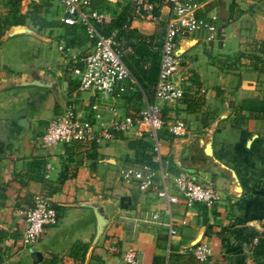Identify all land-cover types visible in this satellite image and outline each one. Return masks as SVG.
<instances>
[{"label": "crops", "instance_id": "1", "mask_svg": "<svg viewBox=\"0 0 264 264\" xmlns=\"http://www.w3.org/2000/svg\"><path fill=\"white\" fill-rule=\"evenodd\" d=\"M90 1L105 16L100 30L123 17L141 33L153 31L152 21L127 19L130 0ZM35 3L42 6L38 24L32 20ZM167 13L165 5L159 7L161 20ZM197 13L214 18L217 38L204 42L195 32L176 40L183 95L158 100L164 124L156 134L167 176L191 171L217 191L211 206L186 204L179 195L167 201L154 189L139 190L118 179L125 163H153L146 123L105 143L40 145L41 131L64 104L91 117L95 103L108 119L109 107L119 114L142 107L152 82L142 78L144 88L131 73L135 86L118 96L80 90L71 68L78 64L73 58L92 45L84 26L63 23L56 0H0V20L6 19L0 34V264H44L51 255L58 264H76L68 255L75 241L87 244L82 264H122L129 245L140 264H264V251L255 253L252 242L264 231V54L252 46L253 40L264 42V0H201ZM59 44L67 49L60 51ZM16 110L20 118L8 117ZM177 119L186 131L175 136L166 126ZM167 191L176 193L168 180ZM37 193L49 197L58 219L31 247L19 248L20 211ZM96 212L104 222L93 241ZM201 240L211 254L199 262L188 247ZM32 250L40 256L36 263Z\"/></svg>", "mask_w": 264, "mask_h": 264}, {"label": "built area", "instance_id": "2", "mask_svg": "<svg viewBox=\"0 0 264 264\" xmlns=\"http://www.w3.org/2000/svg\"><path fill=\"white\" fill-rule=\"evenodd\" d=\"M61 9L60 20L65 24L79 23L84 26L92 40L91 48L73 58L78 61L71 68L80 90H93L120 95L136 82L125 65L122 56L134 54L143 44L149 52L158 56L157 74L150 86V96L142 107L134 112L119 114L115 107H109L110 117L103 119L95 103H91V117H81L71 103L64 104L47 122L39 136L40 145L47 147L54 143L85 145L100 144L111 140L117 132L127 131L135 123H146L151 132V160H138L121 165L117 170L118 179L125 185H133L139 190L154 189L157 195L167 201L180 198L186 203L194 202L213 205L218 198L217 191L208 183L199 181L188 170H180L167 176L166 161L159 152V137L156 130L164 124L158 100H174L182 97L183 88L177 79L179 57L175 53L176 40L190 33H200L208 42L217 38L218 24L213 17L201 15L197 10L201 0H130L128 18L139 17L154 23L151 33L144 34L130 27L125 21L120 26H111L102 32L97 24L104 19L102 11L90 7V0H56ZM165 5L168 13L165 19L159 18V7ZM58 49H67L59 44ZM149 60L142 64L146 68ZM125 81H128L125 84ZM175 136L186 131L183 120L177 119L166 126ZM167 180L176 193L167 191ZM179 195V196H177ZM22 230L18 237V247L33 245L48 225L58 219V211L49 197L43 193L33 196L32 204L20 211ZM155 217V214L152 215ZM169 232H174L170 221L164 222ZM257 235L252 237L256 242ZM193 257L202 262L211 254L207 241L201 240L188 247ZM122 264H140L133 246L125 247L121 255Z\"/></svg>", "mask_w": 264, "mask_h": 264}, {"label": "trees", "instance_id": "3", "mask_svg": "<svg viewBox=\"0 0 264 264\" xmlns=\"http://www.w3.org/2000/svg\"><path fill=\"white\" fill-rule=\"evenodd\" d=\"M21 19L15 20L19 23ZM6 19L2 18L0 20V34L2 33V26L5 23ZM124 18H115L110 21V24L106 26L107 31L111 26H120L124 23ZM102 31V32H105ZM252 46L256 48V50H259L261 53L264 54V42L259 40H253ZM241 54V53H239ZM251 56L255 61L259 58L258 55L251 54ZM122 59L129 69V71L137 77L140 84L144 88H146L147 84H144L142 82V78H145L147 82L151 83V85L154 83L156 79L157 74V67H158V56L155 52H149L146 47L141 44L139 45L134 54H126L122 56ZM145 60H149V64L146 68L142 67V64ZM150 85V86H151ZM146 160V159H144ZM66 177V173L60 174L58 177V180H63ZM87 244L83 241H75L72 243L68 255L73 259L76 260V264H82L84 259V254L86 250ZM253 249H255V253H260L264 251V231L262 234L257 235V240L254 242ZM92 256H94V253H91ZM44 264H58V257L56 255H51L49 258H47L44 261Z\"/></svg>", "mask_w": 264, "mask_h": 264}, {"label": "water", "instance_id": "4", "mask_svg": "<svg viewBox=\"0 0 264 264\" xmlns=\"http://www.w3.org/2000/svg\"><path fill=\"white\" fill-rule=\"evenodd\" d=\"M20 113H21L20 110H16L13 113H10L8 117L20 118ZM95 215H96V220H95L96 222H95V231H94L93 241H95L98 235L100 234L102 230L103 222H104V218L101 215V213L96 212ZM30 257L33 263H36L38 260H40V256L35 250L30 251Z\"/></svg>", "mask_w": 264, "mask_h": 264}, {"label": "rangeland", "instance_id": "5", "mask_svg": "<svg viewBox=\"0 0 264 264\" xmlns=\"http://www.w3.org/2000/svg\"><path fill=\"white\" fill-rule=\"evenodd\" d=\"M36 5H40V8H38ZM33 10L35 11V14H34V16H32V20H35V22L38 24V23H41V21H42V18H43V16H41L37 11H39L40 9H41V4L40 3H35V4H33ZM56 8H54V13H56ZM18 19H21L20 17H14L13 18V20H18ZM98 26V25H97ZM106 30V26H103V27H101V31H105ZM202 41H204V40H202ZM204 42H206V41H204ZM150 88H148V90H145L146 92V95L148 96V95H150V90H149Z\"/></svg>", "mask_w": 264, "mask_h": 264}]
</instances>
